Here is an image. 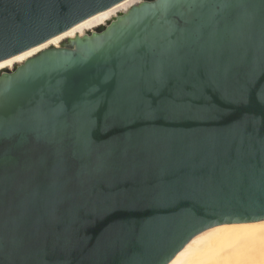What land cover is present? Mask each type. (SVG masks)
<instances>
[{
	"label": "water",
	"instance_id": "water-1",
	"mask_svg": "<svg viewBox=\"0 0 264 264\" xmlns=\"http://www.w3.org/2000/svg\"><path fill=\"white\" fill-rule=\"evenodd\" d=\"M125 0H0V61ZM140 0L0 73V264H169L264 221V0Z\"/></svg>",
	"mask_w": 264,
	"mask_h": 264
},
{
	"label": "bare ground",
	"instance_id": "bare-ground-1",
	"mask_svg": "<svg viewBox=\"0 0 264 264\" xmlns=\"http://www.w3.org/2000/svg\"><path fill=\"white\" fill-rule=\"evenodd\" d=\"M139 1L140 0H125L79 23L68 31L39 46L0 61V73L129 9ZM260 245H262V247ZM263 252L264 221L221 225L196 236L169 264H248L251 259L258 258L260 255L263 257Z\"/></svg>",
	"mask_w": 264,
	"mask_h": 264
},
{
	"label": "snow or ice",
	"instance_id": "snow-or-ice-1",
	"mask_svg": "<svg viewBox=\"0 0 264 264\" xmlns=\"http://www.w3.org/2000/svg\"><path fill=\"white\" fill-rule=\"evenodd\" d=\"M180 2H181V0H162L161 6L164 8H168V7L173 6L174 4H178ZM185 2H187V0H185Z\"/></svg>",
	"mask_w": 264,
	"mask_h": 264
},
{
	"label": "rangeland",
	"instance_id": "rangeland-1",
	"mask_svg": "<svg viewBox=\"0 0 264 264\" xmlns=\"http://www.w3.org/2000/svg\"><path fill=\"white\" fill-rule=\"evenodd\" d=\"M260 246L262 247V245ZM248 264H264V254H263V257L260 255L258 256V258L251 259V261Z\"/></svg>",
	"mask_w": 264,
	"mask_h": 264
}]
</instances>
